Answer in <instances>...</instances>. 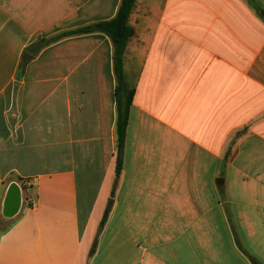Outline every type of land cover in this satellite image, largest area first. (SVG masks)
<instances>
[{"label": "crops", "instance_id": "obj_1", "mask_svg": "<svg viewBox=\"0 0 264 264\" xmlns=\"http://www.w3.org/2000/svg\"><path fill=\"white\" fill-rule=\"evenodd\" d=\"M121 3L0 0V264H264V0H135L99 233Z\"/></svg>", "mask_w": 264, "mask_h": 264}, {"label": "trees", "instance_id": "obj_2", "mask_svg": "<svg viewBox=\"0 0 264 264\" xmlns=\"http://www.w3.org/2000/svg\"><path fill=\"white\" fill-rule=\"evenodd\" d=\"M134 2L135 0H122L121 6L119 8L116 17L110 21H105L84 28L65 32L59 35L58 37H56L55 39H53L54 42L56 40L69 36L88 34L92 32H101L106 34L111 39L114 46V56H113L114 74L117 81V85L115 87V100H116L115 181L111 192V199L109 200V203L105 209L103 218L99 225V233L105 226L107 218L111 212L112 204H113L112 199L114 198L115 191L123 171V158H124L126 130H127L128 118H129V108L132 104V99L134 95V89L130 88L125 82V77L123 72V61H124V54H125L127 42L131 36V29L128 26V17ZM261 15L264 18V10L261 11ZM51 42L52 40L42 41L40 47L48 46ZM94 251H95V246L91 248V254H93Z\"/></svg>", "mask_w": 264, "mask_h": 264}, {"label": "water", "instance_id": "obj_3", "mask_svg": "<svg viewBox=\"0 0 264 264\" xmlns=\"http://www.w3.org/2000/svg\"><path fill=\"white\" fill-rule=\"evenodd\" d=\"M21 207V190L16 185L13 184L9 187L5 201L3 215L6 218H12L15 216Z\"/></svg>", "mask_w": 264, "mask_h": 264}]
</instances>
